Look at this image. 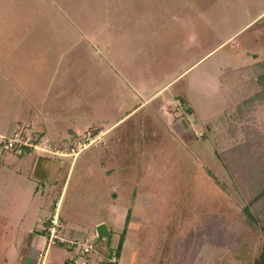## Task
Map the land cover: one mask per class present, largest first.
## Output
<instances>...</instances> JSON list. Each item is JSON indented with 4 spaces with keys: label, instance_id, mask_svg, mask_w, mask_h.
<instances>
[{
    "label": "rangeland",
    "instance_id": "1",
    "mask_svg": "<svg viewBox=\"0 0 264 264\" xmlns=\"http://www.w3.org/2000/svg\"><path fill=\"white\" fill-rule=\"evenodd\" d=\"M255 4L264 0H0V135L19 131L29 148L66 158L48 166L65 180L50 213L84 227L102 215L103 254L125 228L120 264H260L264 235L220 155L250 142L264 170ZM2 142L1 164L19 146ZM3 178L0 264H22L29 236L10 217L14 186ZM40 249L36 264L69 254L55 245L43 260Z\"/></svg>",
    "mask_w": 264,
    "mask_h": 264
},
{
    "label": "crops",
    "instance_id": "2",
    "mask_svg": "<svg viewBox=\"0 0 264 264\" xmlns=\"http://www.w3.org/2000/svg\"><path fill=\"white\" fill-rule=\"evenodd\" d=\"M255 8L257 13L250 19L249 22L253 20H256L255 22H258L264 17V4H255ZM36 105L38 106V104ZM33 112L32 107H30V109L26 113L27 117L30 114H33ZM33 116L32 118H34ZM34 121L35 120H29L28 118H25V122L28 124L30 123L33 125ZM44 122H46V120H44ZM0 134L2 133L0 132ZM52 151L53 150H51V152ZM5 159V161H2V164L0 162V172L1 175L4 176V178H6V181L9 183V186H7V184L5 185L6 190H11L10 186H14V195L10 197V202L14 200L15 205L10 206V208L8 207L10 210L9 213H13L10 217H15L17 220H20L16 223L19 230L18 234L29 236L27 241L23 238V240L19 242L18 249L19 251L24 252L22 264H27L30 260L35 263L34 261L35 256L37 255V251L38 249L43 247L45 242L44 222L46 223L47 220L45 219L48 217L49 213L52 212L49 204L54 205L56 200L60 202L59 200L61 198V194L65 189V180L60 186V184L58 183L59 181L57 180V174L55 173V171H51L54 168H50L51 170L48 171V166L51 164L52 167V162L54 163V165H57L56 163H59V166H61V162L65 161L66 158H54L53 155L49 156L47 153L44 154V152H41V150L29 148L27 147V145H19L14 149V152H10ZM39 164L40 166H38ZM37 167H40V172L36 173V176L34 177L33 174H35V172L37 171ZM48 173L52 174L50 178L47 179ZM40 178L42 179L40 180ZM33 179H36V182L38 181L42 183H37L34 186L35 183L32 184ZM4 182H2V184H4ZM101 216L102 215H100V217ZM100 217L96 219V222H94L93 225L88 224L85 227L81 224H72L69 226L64 225L63 231L69 237H83L85 235L88 236L89 234L93 235L96 231V225L100 222H105L108 228V234H110L111 229L109 227V223L103 217ZM64 222L66 221L64 220ZM119 226L120 225H118L116 222H113L112 228L115 233L119 231ZM115 235V239L111 240L113 246L117 245L119 238V234ZM102 239L104 240L105 238ZM99 242H102L101 239H99ZM97 251L103 254V251H101L100 247L97 248ZM65 256H67V253L65 254ZM37 260L38 256H36V263ZM117 264L120 263L117 262Z\"/></svg>",
    "mask_w": 264,
    "mask_h": 264
},
{
    "label": "built area",
    "instance_id": "3",
    "mask_svg": "<svg viewBox=\"0 0 264 264\" xmlns=\"http://www.w3.org/2000/svg\"><path fill=\"white\" fill-rule=\"evenodd\" d=\"M0 137L3 139L2 147L5 150L12 149L16 145L35 146L29 141L28 137L24 139L19 131L7 136L0 135ZM86 140H91L90 132L84 140L77 139L74 141V146H71V151H69L70 154H78L86 145ZM52 153L59 154V150L52 151ZM63 227L64 223L58 216L57 211L49 213L44 226L45 242L38 254L43 260L51 246L62 245L69 252L65 264H113L118 261V256L113 251L107 254H101L97 251L94 241L98 239L99 235L96 231L92 237H69L64 233Z\"/></svg>",
    "mask_w": 264,
    "mask_h": 264
},
{
    "label": "trees",
    "instance_id": "4",
    "mask_svg": "<svg viewBox=\"0 0 264 264\" xmlns=\"http://www.w3.org/2000/svg\"><path fill=\"white\" fill-rule=\"evenodd\" d=\"M252 147L250 142H244L236 144L232 148H227L220 155L232 176L240 183L245 198L242 211L252 224L260 228L264 235V179H262L264 178L262 176L264 170L263 167H258L256 161L252 158L254 157ZM242 158H245V162ZM260 172H262L261 175ZM124 233L125 228L119 234L116 254L120 251ZM113 264H117V262ZM260 264H264V245L260 252Z\"/></svg>",
    "mask_w": 264,
    "mask_h": 264
},
{
    "label": "water",
    "instance_id": "5",
    "mask_svg": "<svg viewBox=\"0 0 264 264\" xmlns=\"http://www.w3.org/2000/svg\"><path fill=\"white\" fill-rule=\"evenodd\" d=\"M95 230L99 236H106L108 234V228L105 222L98 223Z\"/></svg>",
    "mask_w": 264,
    "mask_h": 264
}]
</instances>
